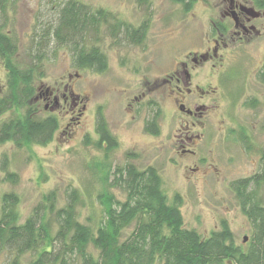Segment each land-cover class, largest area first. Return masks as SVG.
I'll return each mask as SVG.
<instances>
[{
  "label": "rangeland",
  "instance_id": "374dc122",
  "mask_svg": "<svg viewBox=\"0 0 264 264\" xmlns=\"http://www.w3.org/2000/svg\"><path fill=\"white\" fill-rule=\"evenodd\" d=\"M80 1L93 9L104 8L134 28L146 20L145 35L141 42L132 43L120 27L113 29L114 21L102 27L99 40L89 41L106 57L102 72L76 68L67 47L49 45L51 51L33 71L35 96L40 97L35 111L38 117L56 116L59 126L43 145L19 147L11 141L0 145V199L4 193H15L23 222L47 193L53 191L56 206H61L68 192L77 189L78 219L95 228L103 169L109 170L108 181H112L114 172L131 162L138 169L153 166L169 199L180 194L185 227L207 236L226 220L235 242L243 243L251 226L230 183L257 173L261 166L264 84L257 73L264 63V28L243 42L230 39L227 48L219 50L220 61L195 64L192 57L212 48L219 37L214 25L221 19L223 0H197L188 11L173 0ZM47 7V0H13L8 6L6 32L17 42L15 61L23 69L29 67L33 25L37 17L46 18ZM181 61L193 66L190 92L184 86L179 92L169 82ZM6 81L0 58V95ZM47 92L51 94L46 97ZM249 101L256 105L249 107ZM181 103L205 111L189 117L179 109ZM17 114L7 111L0 123ZM99 115L116 140L108 151L94 145ZM152 117L157 134L145 130ZM242 133L248 135V142H242ZM184 135L193 138L186 146L192 154L181 152ZM109 190L124 199L119 188L109 185ZM258 197L264 201V186L258 189ZM12 258L9 251H0V264H10ZM30 258V254L23 256L19 264H29Z\"/></svg>",
  "mask_w": 264,
  "mask_h": 264
},
{
  "label": "trees",
  "instance_id": "16d2710c",
  "mask_svg": "<svg viewBox=\"0 0 264 264\" xmlns=\"http://www.w3.org/2000/svg\"><path fill=\"white\" fill-rule=\"evenodd\" d=\"M173 1L188 11L197 0ZM11 3L13 0H0V58L7 71L6 89L0 95V117L10 110L19 114L0 123V145L8 141L19 147L43 145L52 139L59 126L56 116L38 117L35 111L33 71L51 51L49 45L67 47L76 68L102 72L107 65L106 57L98 46L89 44L90 39L99 40V30L112 20L113 29L120 27L128 41L139 43L147 21L134 28L108 10L93 9L80 0H47L48 15L35 20L28 48L29 67L23 69L15 61L17 42L6 32V13ZM254 3L264 7V0ZM257 79L264 84V63ZM247 104L254 107L256 102ZM145 130L158 133L155 117L146 121ZM96 131L95 146L104 147L105 151L116 146L101 115L97 117ZM240 138L248 142L247 134L242 133ZM260 156L257 173L230 183L251 226L250 234L241 244L235 242L226 220H221L219 227L207 236L185 227L180 194L168 198L153 166L138 169L127 162L114 172L112 181H108L109 170L103 169L102 190L96 196L100 219L95 228L78 219L81 195L77 189L68 192L61 206H56L53 191L47 193L23 222L17 210V195L4 193L0 199V251L13 254L10 264H19L27 254L31 255L29 264H264V201L258 197V189L264 186V144ZM8 178L16 180L14 174H8ZM109 185L119 188L124 199H117Z\"/></svg>",
  "mask_w": 264,
  "mask_h": 264
},
{
  "label": "flooded vegetation",
  "instance_id": "af4514ba",
  "mask_svg": "<svg viewBox=\"0 0 264 264\" xmlns=\"http://www.w3.org/2000/svg\"><path fill=\"white\" fill-rule=\"evenodd\" d=\"M223 2L224 5L220 9L221 19L214 25L215 31L219 37L213 41L214 46L212 48L192 57V62L195 64L206 63L214 59L220 61L222 55L219 54V50L227 48L230 39L243 42V40L247 39L251 34L260 35L262 28H264V7H258L254 3V0H223ZM229 24L233 27L232 31L228 26ZM180 67L178 71L170 75L169 82L172 83L179 92L183 89L181 86H184V88L190 92V71L193 69V66L185 61H181ZM49 94H51V92H47L46 97L47 95L49 96ZM38 98L40 100V97L36 96V100H38ZM72 102L73 105L76 104L75 100H72ZM180 107H182V109H180ZM179 109L189 117L201 116L205 111L204 107L198 106L195 107V109H191L183 103L179 104ZM192 141V136L184 135L183 138H180L182 153H193V151L186 147L187 144L190 142L192 143Z\"/></svg>",
  "mask_w": 264,
  "mask_h": 264
},
{
  "label": "water",
  "instance_id": "95a60500",
  "mask_svg": "<svg viewBox=\"0 0 264 264\" xmlns=\"http://www.w3.org/2000/svg\"><path fill=\"white\" fill-rule=\"evenodd\" d=\"M180 109H182V107H180ZM246 239H247L246 236H244V237H243V242H245Z\"/></svg>",
  "mask_w": 264,
  "mask_h": 264
}]
</instances>
